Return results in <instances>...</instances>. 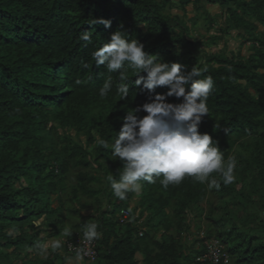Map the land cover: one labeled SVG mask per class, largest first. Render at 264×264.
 Instances as JSON below:
<instances>
[{"label":"trees","instance_id":"16d2710c","mask_svg":"<svg viewBox=\"0 0 264 264\" xmlns=\"http://www.w3.org/2000/svg\"><path fill=\"white\" fill-rule=\"evenodd\" d=\"M179 1L184 10L186 4ZM190 1L219 7L225 18L221 32L235 30L242 46L251 45L250 54L196 59L184 47L191 45L188 25L165 13L174 0H0V264H65L59 251L45 259L32 252L37 242L62 236L67 216L84 220L73 226L68 243L83 237L82 223L92 220L100 226L94 264H201L197 258L203 252L183 242L197 223L191 214L211 223L207 238L222 243L230 264H264V34L259 33L264 0ZM100 18L110 20L111 28L91 25ZM118 30L164 62L181 63L188 72L201 70L197 79L213 78L209 113L199 131L218 142L225 158L231 155L236 161V180L229 185L221 181L219 188L192 178L166 189L159 179L142 181L138 204L125 226L118 214L130 209L136 194L114 197L105 178L119 179L123 165L97 137L113 143L126 110L149 102L150 93L136 87L137 74L129 68V96L122 100L118 73L95 65L92 52ZM85 33L90 42L80 39ZM221 40L204 37L200 44ZM109 76L112 91L101 97L99 89ZM167 91L159 87L155 94ZM167 102L178 104L182 98ZM71 179L74 187L66 193ZM81 196L90 201L82 207L94 208L96 215L84 216L68 206L79 204ZM104 196L105 210L100 206ZM214 197L224 205H215ZM41 216L52 231L48 237L32 224ZM145 216L148 231L139 237L138 223ZM17 256L22 259L16 261Z\"/></svg>","mask_w":264,"mask_h":264},{"label":"clouds","instance_id":"9594fccd","mask_svg":"<svg viewBox=\"0 0 264 264\" xmlns=\"http://www.w3.org/2000/svg\"><path fill=\"white\" fill-rule=\"evenodd\" d=\"M91 25L111 28L112 22L100 18L93 19ZM80 39L90 42L91 38L85 33ZM91 55L97 67L104 66L107 72L118 73V94L122 100L129 96V87L125 83L129 68L137 74L136 87L150 93L149 102L126 110L113 143L97 137V143L104 149L111 148L112 155L123 165L118 170L119 179L114 175L105 178L114 197L124 200L129 193L139 195L142 181L155 183L156 179L165 189L170 184H180L185 178L207 183L210 188H219L221 181L229 185L236 180L234 156L225 158L218 142L211 135L199 131L202 118L209 113L207 101L214 89L211 76L197 79L202 75L201 70L193 67L188 72L181 63L164 62L159 55L149 54L139 40L129 39L126 32L119 30ZM112 87L113 81L109 76L99 89V95L107 98ZM159 87L168 89L166 95L155 94ZM170 97L182 98V102L169 103ZM140 112L147 115L140 117ZM216 176L220 179L217 180ZM44 219V216L34 219L33 226L42 227ZM99 227L92 220L82 223L83 239L88 243L99 240L103 235ZM61 235L71 236L72 231L66 226ZM62 244L63 241L52 239L37 242L34 249L38 256L47 258L50 250L58 252ZM89 255L86 248L76 247L74 255L64 257L65 264H85Z\"/></svg>","mask_w":264,"mask_h":264},{"label":"rangeland","instance_id":"374dc122","mask_svg":"<svg viewBox=\"0 0 264 264\" xmlns=\"http://www.w3.org/2000/svg\"><path fill=\"white\" fill-rule=\"evenodd\" d=\"M182 2L186 4L184 10L181 8L182 6L181 2L179 0H174V7L166 10L165 13L168 15H171L175 20L183 21L188 25L191 32L189 35H187V39L191 43V45H186L184 47L187 49H190V51L192 52V55L196 59L201 60L205 54L230 55L231 53H238L240 51L242 55L250 54L249 50H250L251 45L242 46L240 38L237 36V32L235 30H233L230 35H225L221 32V28L225 27V18L222 15V11L219 7H213L207 4L197 5L193 1H190V0H182ZM212 22H214V26H212ZM173 25L176 26L175 23H173ZM259 33L264 34V26H260ZM211 36H221L222 40L217 42L216 44H212L211 42H208V41H205L204 44L203 43L200 44L204 40V37H211ZM70 133L75 140H78L74 131H70ZM81 140L84 142L85 138L82 137ZM68 184H69L68 191L66 193H69L71 189L74 187L73 179H71V181ZM70 196H71L70 194L66 195V197L68 198ZM213 199H214L213 201L215 202V205H221V206L224 205V201L218 199L217 197H214ZM138 200H139V195H135L133 200L130 202L131 210H134L136 208L138 204ZM87 202H90V201L86 199L85 197L81 196L79 204H77L76 202H73V203L71 202V203H68V206L71 208L73 207V208L82 210L81 212L84 216L96 215L97 212L95 211L94 208L88 207L84 209L82 207ZM100 206L104 210L107 208V197L106 196L102 198V204ZM205 206L207 208V204ZM250 210L252 213H256L255 209H250ZM220 214L221 212L218 214V216ZM135 215L136 217H138L140 215V211L136 212ZM261 215L264 216L263 213ZM190 217L192 219L194 217L196 218L197 226L198 225L201 226V224L203 223V228L210 227L211 229V223L209 224V222L206 221V219H202L201 221L197 218V215H194V214H191ZM81 221H84L81 217L71 218L67 216L66 226L69 227L72 231L73 226L78 224ZM200 221H201V224H199ZM44 223H45V220L42 222V227L38 229L39 231L42 232V237H48V235L51 234L52 231L49 228L46 229V226ZM138 226L142 228L144 227L146 231H148L147 216L140 219ZM195 230H197L196 227H194L191 232H188L186 235H184L183 242L188 247V249L190 250L193 249V250L198 251L202 245V242H200L201 240H199L198 239L199 236H197L200 230L199 229L197 231ZM77 232L79 233V231ZM52 239L63 241L62 245H65L66 243H68V237H64V236H61L58 238L49 237L45 241H49ZM59 252L64 257L66 256V252L64 249L61 248ZM50 253H52L51 250H50ZM33 255L36 257L42 258L37 255L36 251L32 252V256ZM138 258H141V257L138 256ZM21 259H22L21 256H17V258H15L16 261H20ZM58 264H61V262L59 261Z\"/></svg>","mask_w":264,"mask_h":264},{"label":"built area","instance_id":"2783aa9c","mask_svg":"<svg viewBox=\"0 0 264 264\" xmlns=\"http://www.w3.org/2000/svg\"><path fill=\"white\" fill-rule=\"evenodd\" d=\"M119 222L122 226H125L131 222L132 214L131 209H122L118 214ZM201 224V222L199 223ZM146 229L139 227L138 236L143 237ZM198 239L202 241L200 251L203 253L198 256L197 262L201 264H230L231 255L227 252L225 247L218 239H208L207 238V228H203V223L201 224V230L198 232ZM67 254L74 255V250L76 247L86 248L90 255L85 258L88 263L94 264L98 260L97 251V241L88 243L83 239V237L77 239L75 242L67 243Z\"/></svg>","mask_w":264,"mask_h":264},{"label":"crops","instance_id":"0c3cea01","mask_svg":"<svg viewBox=\"0 0 264 264\" xmlns=\"http://www.w3.org/2000/svg\"><path fill=\"white\" fill-rule=\"evenodd\" d=\"M196 226V224H193V227H192V229L194 228ZM68 255V254H67Z\"/></svg>","mask_w":264,"mask_h":264}]
</instances>
